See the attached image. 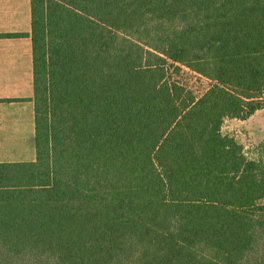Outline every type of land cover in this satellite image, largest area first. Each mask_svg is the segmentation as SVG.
<instances>
[{"label": "trees", "instance_id": "obj_1", "mask_svg": "<svg viewBox=\"0 0 264 264\" xmlns=\"http://www.w3.org/2000/svg\"><path fill=\"white\" fill-rule=\"evenodd\" d=\"M31 7L37 156L0 163V264H264V160L222 131L264 109V0Z\"/></svg>", "mask_w": 264, "mask_h": 264}, {"label": "crops", "instance_id": "obj_2", "mask_svg": "<svg viewBox=\"0 0 264 264\" xmlns=\"http://www.w3.org/2000/svg\"><path fill=\"white\" fill-rule=\"evenodd\" d=\"M34 97L31 0H0V163L36 160Z\"/></svg>", "mask_w": 264, "mask_h": 264}, {"label": "rangeland", "instance_id": "obj_3", "mask_svg": "<svg viewBox=\"0 0 264 264\" xmlns=\"http://www.w3.org/2000/svg\"><path fill=\"white\" fill-rule=\"evenodd\" d=\"M180 75L184 82H187L197 94L203 93L210 85L208 79L199 76L185 66H182V73ZM250 117L247 119L227 118L223 123L222 131L235 136L250 158H260L264 160V148H259V145L264 142V140L259 142L254 141L255 139L261 138L260 136L263 134L264 111L251 121Z\"/></svg>", "mask_w": 264, "mask_h": 264}]
</instances>
